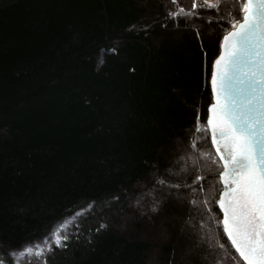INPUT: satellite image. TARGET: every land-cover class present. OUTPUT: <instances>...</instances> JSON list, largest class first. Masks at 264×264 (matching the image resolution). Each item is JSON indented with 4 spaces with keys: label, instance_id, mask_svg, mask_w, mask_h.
<instances>
[{
    "label": "trees",
    "instance_id": "obj_1",
    "mask_svg": "<svg viewBox=\"0 0 264 264\" xmlns=\"http://www.w3.org/2000/svg\"><path fill=\"white\" fill-rule=\"evenodd\" d=\"M196 3L0 0L5 264H215L193 232L244 264L220 223L222 166L206 131L221 17L239 18L241 4ZM61 222L43 256L10 258Z\"/></svg>",
    "mask_w": 264,
    "mask_h": 264
},
{
    "label": "snow or ice",
    "instance_id": "obj_2",
    "mask_svg": "<svg viewBox=\"0 0 264 264\" xmlns=\"http://www.w3.org/2000/svg\"><path fill=\"white\" fill-rule=\"evenodd\" d=\"M204 2L211 5L213 0ZM220 3L216 0L217 11ZM239 3V18L231 13L221 17L227 19L230 27L224 29L220 54L212 63L214 102L208 108L206 131L211 132L219 156V161L213 158V162L223 163L219 178L224 188L216 201L224 215L220 222L223 232L244 264H264V0ZM192 7H197L196 0ZM193 14L198 15H189ZM169 16L177 18L178 13L170 11ZM8 119L11 114L0 112V121ZM200 123L198 119L197 133ZM201 179L196 177V181ZM63 227V222L58 223L49 237L23 246L16 255L23 252L27 256H43V244ZM61 239L66 240L67 236L61 233L56 246L66 247ZM219 247L224 248V244ZM0 264L5 261L0 260Z\"/></svg>",
    "mask_w": 264,
    "mask_h": 264
},
{
    "label": "rangeland",
    "instance_id": "obj_3",
    "mask_svg": "<svg viewBox=\"0 0 264 264\" xmlns=\"http://www.w3.org/2000/svg\"><path fill=\"white\" fill-rule=\"evenodd\" d=\"M188 165H186V167H190ZM183 167H185V165ZM183 169L184 168H182V170ZM191 191H194L193 188L191 189ZM150 194H153V192L151 191ZM150 196L152 197V195H150ZM179 199L182 201L181 198H179ZM145 201L146 200L145 199H142V198L133 199L131 201V204H132V209L131 210L132 211H137L138 213L142 212L143 209H144V206L146 205ZM187 204H188V202H187ZM153 211H155V210H153ZM193 235H194V239H196V237H197L199 241H201L202 243L204 242L203 244L201 243L202 245L198 243V245H199L198 247H199V249H203L205 252H208L209 255H211V258L216 262L215 264H228V261L226 259H224L223 256H221V252L220 251L218 252V250L216 251V249L214 247H212V244L208 243L205 240L206 238L208 239V237H205V239H204L203 236H202V234H200L199 232H197V235L194 234V232H193ZM23 254L24 253H22V255ZM10 258L16 261L19 257L18 256H12Z\"/></svg>",
    "mask_w": 264,
    "mask_h": 264
},
{
    "label": "water",
    "instance_id": "obj_4",
    "mask_svg": "<svg viewBox=\"0 0 264 264\" xmlns=\"http://www.w3.org/2000/svg\"><path fill=\"white\" fill-rule=\"evenodd\" d=\"M223 38V37H222ZM222 41V40H221ZM219 54H220V50H219ZM219 54H218V56H219ZM216 59V58H215ZM214 62V61H213ZM211 71H212V69H211ZM211 76H210V79H209V87H210V91H211V95H212V89H211ZM214 101H213V99L211 100V104L213 103ZM210 104V105H211ZM209 105V106H210ZM209 108V107H208ZM208 109H207V117H208ZM206 124H207V119H206ZM209 132V136H210V142H211V145H212V147H213V150H214V152H215V154H216V149H215V147L213 146V144H212V137H211V132L210 131H208ZM217 156V155H216ZM218 157V159H219V156H217ZM221 163V166H222V171H223V163L222 162H220ZM221 171V172H222ZM220 177V176H219ZM220 183H221V186H222V190H223V188H224V184H223V182L220 180ZM220 199V196L218 197V200ZM217 200V201H218ZM216 205H217V208H218V210L220 211V213H221V221L223 220V218H224V215H223V212H222V210L220 209V207H219V205L216 203ZM221 225H222V229H223V224L221 223ZM225 234V233H224ZM225 236H226V238H227V235L225 234ZM228 239V238H227ZM229 241V240H228ZM229 243L231 244V242L229 241ZM233 250L235 251V249L233 248ZM238 256H239V254L238 253H236ZM240 258V257H239ZM241 260H242V262L244 263V261H243V259L242 258H240Z\"/></svg>",
    "mask_w": 264,
    "mask_h": 264
}]
</instances>
